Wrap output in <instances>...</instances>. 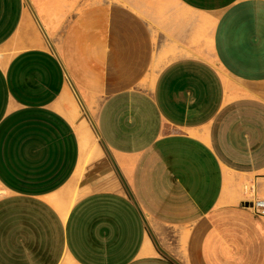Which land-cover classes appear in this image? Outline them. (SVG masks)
<instances>
[{"label":"crops","instance_id":"crops-1","mask_svg":"<svg viewBox=\"0 0 264 264\" xmlns=\"http://www.w3.org/2000/svg\"><path fill=\"white\" fill-rule=\"evenodd\" d=\"M256 197L264 0H0V264H264Z\"/></svg>","mask_w":264,"mask_h":264},{"label":"built area","instance_id":"built-area-1","mask_svg":"<svg viewBox=\"0 0 264 264\" xmlns=\"http://www.w3.org/2000/svg\"><path fill=\"white\" fill-rule=\"evenodd\" d=\"M246 205L250 207L256 215L264 219V197L251 199Z\"/></svg>","mask_w":264,"mask_h":264},{"label":"rangeland","instance_id":"rangeland-1","mask_svg":"<svg viewBox=\"0 0 264 264\" xmlns=\"http://www.w3.org/2000/svg\"><path fill=\"white\" fill-rule=\"evenodd\" d=\"M95 134V133H94ZM96 136V135H95Z\"/></svg>","mask_w":264,"mask_h":264}]
</instances>
